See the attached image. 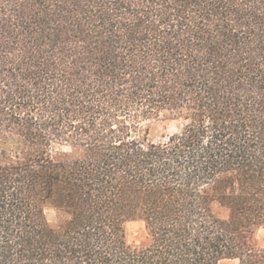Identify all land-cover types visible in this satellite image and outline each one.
Listing matches in <instances>:
<instances>
[{"label":"trees","instance_id":"1","mask_svg":"<svg viewBox=\"0 0 264 264\" xmlns=\"http://www.w3.org/2000/svg\"><path fill=\"white\" fill-rule=\"evenodd\" d=\"M261 227L264 0H0V264H264Z\"/></svg>","mask_w":264,"mask_h":264},{"label":"rangeland","instance_id":"2","mask_svg":"<svg viewBox=\"0 0 264 264\" xmlns=\"http://www.w3.org/2000/svg\"><path fill=\"white\" fill-rule=\"evenodd\" d=\"M150 129L151 139H161L164 136L176 133L182 126L180 121L171 119L166 114H162L159 118L147 122ZM68 151V149H63ZM222 216L225 215L224 211H219ZM45 215L49 223H56V213L53 208L47 207L45 209ZM126 240L130 245H143L148 242V236L144 227V224L140 221L129 222L125 225ZM253 244L258 249L264 250V227L259 228L254 236ZM227 264V263H222Z\"/></svg>","mask_w":264,"mask_h":264}]
</instances>
